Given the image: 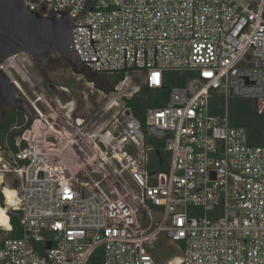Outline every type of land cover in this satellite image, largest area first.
I'll use <instances>...</instances> for the list:
<instances>
[{
    "label": "built area",
    "instance_id": "1",
    "mask_svg": "<svg viewBox=\"0 0 264 264\" xmlns=\"http://www.w3.org/2000/svg\"><path fill=\"white\" fill-rule=\"evenodd\" d=\"M25 3L71 16L76 56L92 71L140 72L152 89L174 75L185 84L144 122L126 100L139 87L124 96L121 85L99 89L88 116L72 106L69 169L38 146L36 123L54 127L55 114L23 87L33 81L19 55L6 59L1 69L38 117L14 126L17 150L0 143V206L10 224L0 229L12 231L10 213L23 212V234L2 240L0 264H264V131L254 143L247 127L231 123L230 102L253 100L264 115V0ZM157 140L169 154L164 170ZM8 174L20 178L11 201ZM162 239L178 253L161 260Z\"/></svg>",
    "mask_w": 264,
    "mask_h": 264
},
{
    "label": "rangeland",
    "instance_id": "2",
    "mask_svg": "<svg viewBox=\"0 0 264 264\" xmlns=\"http://www.w3.org/2000/svg\"><path fill=\"white\" fill-rule=\"evenodd\" d=\"M26 56L20 54L18 59L23 64L25 71L32 78L33 83L29 80H25L23 87L28 92L31 99H38L41 96L43 101L38 103L40 109L45 113H53L55 116L51 118V122H54V127H50L41 121L36 123L34 133L37 135V144L42 147L43 150H49L50 157H54L59 154L63 158V166L66 164L71 169V140L65 135L70 128L64 121L71 122V109L74 106V116H88L89 109H97L99 107V85L110 87L116 78V74H105L104 78L96 77L91 80L85 74H71V70L67 66L60 67L55 72L50 73L51 79L44 82L38 77L30 66V62L24 59ZM129 78L121 81L116 86L121 85L119 96L125 94H132L137 87L140 89L144 86L142 82V75L140 72H131L127 75ZM52 82L59 85V90L52 86ZM101 90V89H100ZM114 90V88H113ZM88 94L89 100L86 98ZM19 95H21L19 93ZM133 96V95H132ZM50 100V104H47L46 99ZM45 101V102H44ZM73 104V105H71ZM36 113H34V120L37 119ZM31 119V118H30ZM54 135L59 137L58 141L54 139ZM45 140H53V145H46ZM167 153V152H165ZM78 164L72 165L74 169L78 168ZM61 168L60 166H58ZM8 181L10 187L15 190V187L20 185V178L16 174H8ZM147 222V219H146ZM1 230H5L2 229ZM174 245L167 243L165 239L158 245L157 252L160 259L171 256V254L178 253L174 252Z\"/></svg>",
    "mask_w": 264,
    "mask_h": 264
},
{
    "label": "water",
    "instance_id": "3",
    "mask_svg": "<svg viewBox=\"0 0 264 264\" xmlns=\"http://www.w3.org/2000/svg\"><path fill=\"white\" fill-rule=\"evenodd\" d=\"M25 1L0 0V98L6 107L22 110L33 121L34 112L30 103L17 96V88L1 69V64L9 57L23 53L37 63L58 53L67 59L76 73L84 74V66L76 56L71 16L64 11L44 16L29 10ZM150 130L158 136L165 133L154 127ZM66 175L70 176L68 172ZM17 214L23 216L22 211H17Z\"/></svg>",
    "mask_w": 264,
    "mask_h": 264
},
{
    "label": "trees",
    "instance_id": "4",
    "mask_svg": "<svg viewBox=\"0 0 264 264\" xmlns=\"http://www.w3.org/2000/svg\"><path fill=\"white\" fill-rule=\"evenodd\" d=\"M84 74L91 80L96 77L104 78L105 74H99L87 66H84ZM116 78L110 87L98 86L100 89L110 92L113 88L125 79V73L116 74ZM184 80L177 79L174 75V80L166 82V84L159 89H152L147 85L136 92L131 98L126 99L127 104L131 107L135 116L142 122L145 121V115L151 107H162L168 103L170 90L175 85H184ZM231 102V123L235 126H245L253 136L254 143L262 142V134L264 131V115L259 113L255 101L246 100L238 97H233ZM26 113L17 108L6 107L0 98V143L6 149L17 150L14 145V137L20 132L21 129H14V126L21 125L25 122ZM160 152L161 157L164 160V164L157 165L156 167L164 170L168 166V153L164 152V146L162 141H156V153ZM3 196L0 194V203L3 202ZM11 222L13 225L12 231H6L0 229V245L5 237H21L23 229L21 225L20 216L13 212L10 213Z\"/></svg>",
    "mask_w": 264,
    "mask_h": 264
},
{
    "label": "flooded vegetation",
    "instance_id": "5",
    "mask_svg": "<svg viewBox=\"0 0 264 264\" xmlns=\"http://www.w3.org/2000/svg\"><path fill=\"white\" fill-rule=\"evenodd\" d=\"M23 55L26 56L24 59H27L30 62V66L33 69L34 73L44 82L51 79L50 73L55 72L63 66H67V68L71 70V74H76V72L69 65L67 59L58 53L51 54L45 60L39 63L35 62L33 58L28 54L23 53ZM52 86L57 90H59L60 88L59 85L54 82H52Z\"/></svg>",
    "mask_w": 264,
    "mask_h": 264
},
{
    "label": "bare ground",
    "instance_id": "6",
    "mask_svg": "<svg viewBox=\"0 0 264 264\" xmlns=\"http://www.w3.org/2000/svg\"><path fill=\"white\" fill-rule=\"evenodd\" d=\"M24 72H25V70H24ZM5 192L8 196V200L11 201L13 193H14V190L12 189V187L6 186ZM0 225H4L6 227H9V225H10L9 224V215L6 212L5 208L1 207V206H0Z\"/></svg>",
    "mask_w": 264,
    "mask_h": 264
},
{
    "label": "crops",
    "instance_id": "7",
    "mask_svg": "<svg viewBox=\"0 0 264 264\" xmlns=\"http://www.w3.org/2000/svg\"><path fill=\"white\" fill-rule=\"evenodd\" d=\"M159 152V151H158ZM165 152V151H164ZM160 153V152H159ZM169 155V154H168Z\"/></svg>",
    "mask_w": 264,
    "mask_h": 264
}]
</instances>
